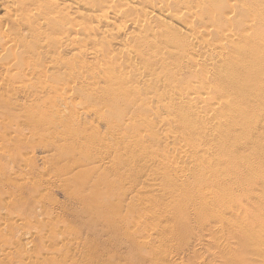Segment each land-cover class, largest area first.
<instances>
[{"label":"bare ground","instance_id":"bare-ground-1","mask_svg":"<svg viewBox=\"0 0 264 264\" xmlns=\"http://www.w3.org/2000/svg\"><path fill=\"white\" fill-rule=\"evenodd\" d=\"M141 47L147 50H141ZM166 62L175 64L180 77L187 71L189 80L178 82L180 86L175 88L178 79L173 71L170 77H150L145 73V63L163 65ZM58 63L68 68L71 75ZM215 65L217 77L214 85L217 88H212L206 79L210 68ZM52 73L57 76L51 77ZM60 75L75 82L76 86L82 79L88 80V85L100 89L107 97L118 89L128 94L132 88H137L140 98L131 109L133 118L110 116L107 119L109 125L118 126L123 132L115 136L113 133L97 135V142H91L81 125V117L86 114L79 113L71 104V94L55 89L65 81ZM74 75L77 76L72 80L70 76ZM249 83L255 84L261 92L258 111L248 109L249 101L244 102ZM165 84L174 88L153 91L154 86ZM21 90L32 92L33 102L24 100L15 104L13 96ZM229 90L236 95L239 93L235 99L240 107L235 109L238 114L229 110L232 97ZM0 102H9L14 106H11L13 110L16 108L18 113L29 117L31 133L43 129L45 138L54 131L62 134L57 130L59 126L64 130L73 127V136L75 140L83 139L81 143L73 141L59 147L57 137L48 143V147L56 145L65 159L62 169L78 171L76 175L96 172V168L99 170L98 166L91 165V168L84 161L101 158L103 154L110 155L113 169L125 165V168L130 167L128 171H136L133 155L153 156L139 140L145 134L150 136V129L140 126L141 112L145 110L153 118L164 114L161 122L165 128L169 127L166 128L169 132L184 128L189 136L196 135V138L179 146L173 134L174 139L164 146L162 152L170 162L186 159L188 164L180 168L176 162H171L170 166L153 170L162 175L169 172L182 177L191 165L187 170L196 172L199 167L201 169L206 153L199 154L193 146L201 136L207 135L205 127L208 123L220 132L235 133L244 131L239 124L245 115L253 125L264 120V0H0ZM106 104L109 103L106 101ZM202 122L206 123V126L202 124L203 132L200 129ZM248 132L247 136L251 135L252 131ZM45 138H41L42 141ZM154 156L156 160L157 155ZM48 157L42 156V161L58 164L57 160L52 163ZM215 162L214 171L204 169L212 181L210 188L203 186L201 189L207 196L212 190L217 191L220 185L216 180L222 169L219 166L224 163L219 159ZM244 163L251 182L255 174L250 163ZM113 174L115 172L109 173L108 178ZM259 178H264V172ZM260 188L262 186L256 183L249 187L247 195L259 198L253 202L250 214L254 218L250 238L255 251L264 253V193L260 194ZM215 201H224L222 211L214 205ZM209 203L212 209L207 221L218 222L225 219L227 213H234L233 206L223 195L217 200L200 203V206ZM230 206L232 211L228 212ZM237 212L243 215V211ZM210 224L213 232L216 225ZM248 240L247 231L237 236L234 239L236 247L225 252L231 258L234 254L230 252L236 250L235 257L231 261L224 258L223 264H259V261L248 263L244 260ZM20 242L24 247L25 239ZM260 261L264 264V258Z\"/></svg>","mask_w":264,"mask_h":264},{"label":"rangeland","instance_id":"rangeland-1","mask_svg":"<svg viewBox=\"0 0 264 264\" xmlns=\"http://www.w3.org/2000/svg\"><path fill=\"white\" fill-rule=\"evenodd\" d=\"M141 50L147 49L141 47ZM174 65L169 62L163 65L145 63L144 70L150 77H170L173 71L178 79L174 83L176 88V85L180 86L178 82L189 80V73L186 71L180 77ZM216 68V65L210 68L206 79L212 88H217L214 85ZM63 70L71 75L68 68L63 67ZM52 74L51 77L57 76ZM76 76L70 78L75 80ZM60 77L65 78L63 75ZM88 82L82 79L76 86L75 82L65 78L64 83L56 85L55 89L71 94V104L79 113L86 114L81 117V125L91 137V142H97V135L121 134L123 129L109 125L107 119L110 116L133 118L130 112L140 98L138 89L132 88L128 94L118 89L107 97ZM168 88L174 87L157 85L153 91ZM229 93L232 97L228 107L233 113L239 107L235 100L239 93L236 95L232 90ZM244 93L247 95L244 102L249 101L248 109L260 110L262 97L256 85L249 83ZM31 94L21 90L13 96V100L15 104L24 100L33 102L35 97ZM0 103V264H223L224 258H228L225 252L236 247L234 239L245 231L249 240L244 260L262 264L260 260L264 258V253L255 251L250 238L254 226V218L250 214L253 202L259 198H251L247 193L249 187L256 183L262 186L260 194L264 193V178H259L264 172V163L258 166L264 162L263 119L253 125L245 115L239 124L244 130L240 133L220 132L210 123L207 126L204 122L200 123V129L206 126L210 135L201 136L193 146L199 154L206 153L201 161L203 165L196 172L187 170L190 165L180 177L169 172L162 175L153 168L170 166L173 162L180 168L187 165L186 159L171 163L162 150L174 139L173 134L179 146L189 144L196 135L189 136L184 128L169 132V127L166 129L161 122L164 114L153 118L144 110L139 117L140 126L150 129V136L145 134L146 137L144 135L139 140L149 148L152 157L133 155L136 168L133 172L128 171L130 167L125 168V165L113 169L110 155L103 154L101 158L84 161L91 168V165L99 167V170L96 168V172L93 171L94 174L76 175L78 171L62 169L65 159L59 148L56 145L48 147V143L54 142L57 137L59 147L73 141L81 143L83 139L75 140L73 127L72 130H64L59 126L57 130L62 134L54 131L45 138L46 131L43 129L31 133L29 117L19 112L20 116L9 102ZM8 106L12 107L8 109ZM91 129L95 132H90ZM202 129L201 132L204 131ZM248 129L252 133L247 136ZM167 132L170 134L167 135ZM41 138L45 139L42 141ZM45 155L52 163L57 160L58 164L43 162L42 156ZM154 155H157L156 160ZM216 159L224 163L219 166L222 168L218 172L219 178L215 179L220 185L217 191L212 190L207 196L202 194V190L210 188L212 181L204 169L214 171L212 166L216 164ZM245 161L250 163L249 167L255 174L251 182L248 181L250 173L245 169ZM112 172L115 174L108 178ZM198 187L196 192L193 191ZM219 195L227 197L234 213H227L225 219L218 222L207 221L212 206L210 203L200 206V203L217 200ZM197 197L201 199L195 200ZM214 205L222 211L224 201H215ZM231 206L227 208L228 212L232 211ZM237 210L243 211V215H239ZM210 223L216 225L212 228L213 232ZM23 239L24 244L27 243L26 246L22 244L24 247L20 244ZM235 252H230L234 255L228 260L234 259Z\"/></svg>","mask_w":264,"mask_h":264}]
</instances>
